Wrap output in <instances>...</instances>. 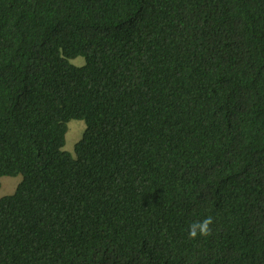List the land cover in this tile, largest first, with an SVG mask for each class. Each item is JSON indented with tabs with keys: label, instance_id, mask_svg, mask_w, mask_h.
<instances>
[{
	"label": "trees",
	"instance_id": "1",
	"mask_svg": "<svg viewBox=\"0 0 264 264\" xmlns=\"http://www.w3.org/2000/svg\"><path fill=\"white\" fill-rule=\"evenodd\" d=\"M18 175L0 264H264V0H0Z\"/></svg>",
	"mask_w": 264,
	"mask_h": 264
},
{
	"label": "rangeland",
	"instance_id": "2",
	"mask_svg": "<svg viewBox=\"0 0 264 264\" xmlns=\"http://www.w3.org/2000/svg\"><path fill=\"white\" fill-rule=\"evenodd\" d=\"M70 62L80 67L84 65V59L77 57L70 60ZM85 130V124L80 120H73L68 123V130L65 135V145L63 150L74 155V147L76 143L81 139ZM22 181V176L16 177H0V198L4 196L12 195L15 192L17 185Z\"/></svg>",
	"mask_w": 264,
	"mask_h": 264
},
{
	"label": "clouds",
	"instance_id": "3",
	"mask_svg": "<svg viewBox=\"0 0 264 264\" xmlns=\"http://www.w3.org/2000/svg\"><path fill=\"white\" fill-rule=\"evenodd\" d=\"M214 223L212 216H207L202 220H195L188 226V238L190 240L200 237H208L212 235L211 225Z\"/></svg>",
	"mask_w": 264,
	"mask_h": 264
}]
</instances>
